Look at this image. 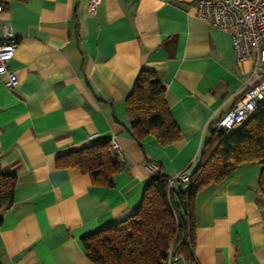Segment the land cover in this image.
I'll return each mask as SVG.
<instances>
[{
	"label": "crops",
	"instance_id": "crops-1",
	"mask_svg": "<svg viewBox=\"0 0 264 264\" xmlns=\"http://www.w3.org/2000/svg\"><path fill=\"white\" fill-rule=\"evenodd\" d=\"M0 38L18 48L0 77V173L15 175L14 204L0 211V264H94L81 239L139 209L156 175L194 169L210 127L252 81L253 62L237 64L231 35L196 15L195 0H0ZM142 71L157 73L181 139L141 147L129 131L126 99ZM116 138L124 169L112 187L93 185L57 159L96 140ZM262 167L241 164L195 199L199 264H264Z\"/></svg>",
	"mask_w": 264,
	"mask_h": 264
},
{
	"label": "trees",
	"instance_id": "trees-1",
	"mask_svg": "<svg viewBox=\"0 0 264 264\" xmlns=\"http://www.w3.org/2000/svg\"><path fill=\"white\" fill-rule=\"evenodd\" d=\"M125 104L129 131L140 147L149 137L163 147L181 139L157 73L142 71ZM209 132L198 165L185 170L189 176L186 183L169 177L158 167L137 212L81 239L92 263L163 264L170 252L191 262L196 245L197 194L225 180L241 164L258 163L262 167L259 194L264 200V104L239 128L227 132L211 125ZM57 166L77 169L101 187H112L115 175L124 169L106 139L60 156ZM16 185L15 175L0 173V211L13 206Z\"/></svg>",
	"mask_w": 264,
	"mask_h": 264
},
{
	"label": "built area",
	"instance_id": "built-area-1",
	"mask_svg": "<svg viewBox=\"0 0 264 264\" xmlns=\"http://www.w3.org/2000/svg\"><path fill=\"white\" fill-rule=\"evenodd\" d=\"M101 0H90L88 11L96 15ZM196 15L211 27L227 31L231 35L232 47L237 64L253 62L252 81L243 89L242 96L235 106L227 111L214 125L219 131L230 132L243 125L251 115L264 104V0H195ZM4 4L0 1V14ZM18 43L11 29L3 27L0 38V77H4V86L14 90L19 85L17 75L9 70L14 59ZM113 155L125 163V155L116 138L110 140ZM157 165L151 166L155 172ZM177 178L188 181V172L183 171ZM163 264H199L195 259L186 262L181 256L171 252Z\"/></svg>",
	"mask_w": 264,
	"mask_h": 264
}]
</instances>
